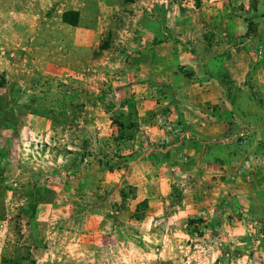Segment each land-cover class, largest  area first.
<instances>
[{
    "label": "rangeland",
    "instance_id": "obj_1",
    "mask_svg": "<svg viewBox=\"0 0 264 264\" xmlns=\"http://www.w3.org/2000/svg\"><path fill=\"white\" fill-rule=\"evenodd\" d=\"M0 264H264V0H0Z\"/></svg>",
    "mask_w": 264,
    "mask_h": 264
},
{
    "label": "crops",
    "instance_id": "obj_2",
    "mask_svg": "<svg viewBox=\"0 0 264 264\" xmlns=\"http://www.w3.org/2000/svg\"><path fill=\"white\" fill-rule=\"evenodd\" d=\"M186 95L185 94H183V97H185ZM204 96H206V95H204ZM179 98H181V95L179 96ZM208 99L210 100V99H212L211 97H209L208 96ZM183 107V109L184 110H181L182 112H184V113H188V110L187 109H185V107H188L187 105L186 106H184V105H181L180 106V109ZM189 108V107H188ZM189 109H191V108H189ZM190 114V113H189ZM202 115V114H201ZM188 120L190 121V123L191 124H193L194 125V127H195V129L192 131L194 134H196V131H198L199 133L200 132H204V128H202V126H204V125H200V122H196V119H189L188 118ZM205 127V126H204ZM185 132V134L184 135H182V141H184L183 140V138L185 137V136H187V135H190V132L191 131H184ZM188 137V136H187Z\"/></svg>",
    "mask_w": 264,
    "mask_h": 264
},
{
    "label": "trees",
    "instance_id": "obj_3",
    "mask_svg": "<svg viewBox=\"0 0 264 264\" xmlns=\"http://www.w3.org/2000/svg\"><path fill=\"white\" fill-rule=\"evenodd\" d=\"M128 1H131V0H128ZM68 15L66 14V17H67ZM67 19V18H66ZM69 21V20H68Z\"/></svg>",
    "mask_w": 264,
    "mask_h": 264
}]
</instances>
